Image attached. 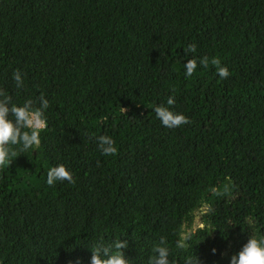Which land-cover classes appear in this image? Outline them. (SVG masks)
Returning a JSON list of instances; mask_svg holds the SVG:
<instances>
[{"label":"trees","instance_id":"16d2710c","mask_svg":"<svg viewBox=\"0 0 264 264\" xmlns=\"http://www.w3.org/2000/svg\"><path fill=\"white\" fill-rule=\"evenodd\" d=\"M0 88L18 106L49 101L39 147L0 170V264H90L94 244L119 239L147 264L161 236L174 264H230L264 235V0H0ZM157 105L191 124L164 127ZM59 164L75 184L46 183ZM228 179L231 196H212ZM202 202L212 230L178 249Z\"/></svg>","mask_w":264,"mask_h":264},{"label":"clouds","instance_id":"9594fccd","mask_svg":"<svg viewBox=\"0 0 264 264\" xmlns=\"http://www.w3.org/2000/svg\"><path fill=\"white\" fill-rule=\"evenodd\" d=\"M196 52V45L189 44L186 53ZM209 63L216 66L219 77L223 80L229 75L227 66L221 65L219 58L204 56L199 60V64L204 68ZM185 76L191 77L196 72L198 62L196 59H188L184 64ZM17 89L23 88L24 79L19 70L12 74ZM175 88L172 89L174 93ZM174 95H170L167 99V105L175 104ZM49 107V101L41 95L37 101L31 98L26 99L23 105L13 103L12 96L4 89L0 88V170L10 167L14 158L34 149L40 145V133L47 129V121L44 115L45 110ZM125 112V109L122 107ZM153 111L161 124L167 128H177L182 125L191 124L189 117L183 113L173 112L169 107L157 105ZM11 117V118H9ZM97 147L102 155L114 156L118 150L115 140L107 135L96 137ZM227 179V178H226ZM58 181H67L69 184H75V179L71 171L63 164L56 165L49 169L47 173L46 183L53 186ZM231 180L222 186H214L209 189L214 197L231 196L232 194ZM213 212L212 205L208 202H202V206L198 213V222L194 229H186L185 232L177 240V248L187 250L189 248L188 241L196 230H205L207 225L199 221V216L208 215ZM208 234L212 229H207ZM128 247L126 239L114 240L109 244L97 242L91 248L90 264H129V258L125 256L124 250ZM215 252V249L212 250ZM152 255L148 257L147 264H174L169 260V248L164 236H161L159 243L154 244ZM77 264L79 261L77 260ZM177 264V262H175ZM183 264H201L198 256L194 253L185 257ZM230 264H264V235L253 234L248 237L246 243L241 249L233 254L230 258Z\"/></svg>","mask_w":264,"mask_h":264},{"label":"rangeland","instance_id":"374dc122","mask_svg":"<svg viewBox=\"0 0 264 264\" xmlns=\"http://www.w3.org/2000/svg\"><path fill=\"white\" fill-rule=\"evenodd\" d=\"M200 208H201V207H199V208L195 211V215H194L193 222H192L191 226L186 227V229H194V228H195V226H196V224H197V222H198V213H199V209H200ZM199 221H201V220H200V216H199Z\"/></svg>","mask_w":264,"mask_h":264}]
</instances>
